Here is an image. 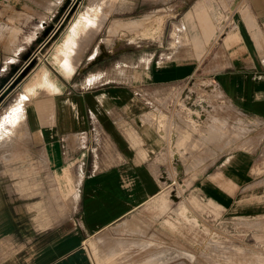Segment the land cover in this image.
I'll list each match as a JSON object with an SVG mask.
<instances>
[{"label":"crops","instance_id":"crops-1","mask_svg":"<svg viewBox=\"0 0 264 264\" xmlns=\"http://www.w3.org/2000/svg\"><path fill=\"white\" fill-rule=\"evenodd\" d=\"M27 1L56 11L61 0ZM117 1L94 0L91 9H133ZM224 2L180 1L168 53L148 49L154 42L147 29L132 33L118 26L106 43L99 38L104 19L90 20L76 41L79 22H73L44 52L61 16L52 21L49 15L45 38L27 52L14 36V63L22 65L0 83V98L11 95L7 110L18 105L12 119L24 109L27 132L13 143V163L0 168V264H200L194 243L164 242L176 236L164 221L177 227L181 219L163 211L176 199L165 190L170 168L162 159L170 148L178 172H199L184 180L190 181L183 184L188 194L226 217L261 211L255 189L262 185L256 169L264 139L253 150L220 151L199 165L195 153L183 151L188 141L179 136L180 123L152 111L158 109L153 99L166 89L199 76L232 109L264 121V0ZM212 126L204 140H212ZM181 154L188 155L187 167Z\"/></svg>","mask_w":264,"mask_h":264},{"label":"rangeland","instance_id":"rangeland-1","mask_svg":"<svg viewBox=\"0 0 264 264\" xmlns=\"http://www.w3.org/2000/svg\"><path fill=\"white\" fill-rule=\"evenodd\" d=\"M180 1L182 0H118L117 3L133 6L131 11L121 12L115 5L112 9L102 11V7H99L96 11H92L91 5L95 3L94 0H61L56 3V11H43L34 6L33 2L27 0H4L3 20H0L3 22L0 25V57L2 59V63L0 62V83L6 81L22 65L21 60L19 63H14L17 60L14 57L17 48L10 43L11 40L19 34L17 47L21 50L25 49L26 52L31 50L34 45L39 44L45 38L49 31L51 23L48 21L49 15L52 16V21L61 16L57 27L61 26L57 35L41 52L46 51L51 44L53 45L56 41L54 39L58 38L73 22V27H76L79 22L76 31L72 27V30L75 31L74 35H76L74 41H76L84 35L90 20L103 22V19L106 21L99 38H105L106 43L116 32L118 26L131 29L132 33L147 29V38L154 42L149 45L152 47H148V49L164 51V53L172 52V50H168L174 42L172 27L181 16V13L173 12L182 5ZM220 2L226 5L224 0H220ZM17 19L19 27L16 24ZM108 28H112L111 31ZM107 29L110 34L107 33ZM157 36L160 37L159 42ZM123 37L125 36L123 35ZM29 42L30 45L26 46L25 44ZM24 78L25 75L21 76L15 84ZM1 100H3L5 108L0 109V128L13 131L11 119L17 111L18 105L7 110L6 107L11 106V95L8 93L3 95ZM153 101L158 104V109L152 110L155 114L158 112L156 114L158 118L164 116L166 122L172 118L180 123L179 130H177L179 136L181 135L188 141V145H185L183 151L190 155L195 153L196 163L199 165H203L208 160H214L217 157V152L220 151H232L238 148L253 150L264 139V121L249 119L246 115L232 109V106L226 104L224 98H221L217 89L210 86L209 81L203 77H193L185 83L171 86L163 92L160 99H153ZM3 112L5 113L2 114ZM219 121L224 123L223 129L220 128ZM211 124H213L210 134L212 140L207 141L202 136ZM169 126L170 136L172 134L171 122ZM24 134L26 133L20 134L18 138L23 137ZM194 139V142L199 143L197 146H194V143L191 144V140ZM225 139H227V147L224 146ZM14 142L15 140L0 141V168L13 163L14 158L8 155H14L12 145ZM220 143H223V146L219 145ZM171 152L170 148L168 160L166 155L163 156L162 162L167 168H170L164 174V179L170 184L165 190L172 193L176 199L171 200L169 207L163 211L169 212L172 217L180 215L181 219L177 230H175L177 227H175L174 220L164 221L165 229H169V233L173 231L176 235L174 237L165 236L164 242L173 244L172 241L179 238L180 243H194L196 249L194 254L200 264H264V141L259 149V153L263 157L261 164L256 169L262 185L255 189V193L259 190L261 192L263 208L254 217H226L205 201L188 194L183 184H188L199 172L193 174L178 172L175 164L177 163L176 159L174 157L173 161ZM181 156V160L187 167L188 155L181 154ZM0 175L3 174L0 173ZM189 177V182L188 180L184 181ZM192 198L197 200L191 203ZM181 251V255L193 257L191 253Z\"/></svg>","mask_w":264,"mask_h":264},{"label":"bare ground","instance_id":"bare-ground-1","mask_svg":"<svg viewBox=\"0 0 264 264\" xmlns=\"http://www.w3.org/2000/svg\"><path fill=\"white\" fill-rule=\"evenodd\" d=\"M22 107H24V105ZM24 114H25L24 113V109L22 108V112L20 114H17V118L16 119L15 118L11 119V123L13 124L12 126H15L16 130H17V134L16 135H13L11 131H6V130H3L2 128H0V141L1 140H5V141L16 140L19 137L20 134L27 132V129H26V126H25V123H24Z\"/></svg>","mask_w":264,"mask_h":264}]
</instances>
